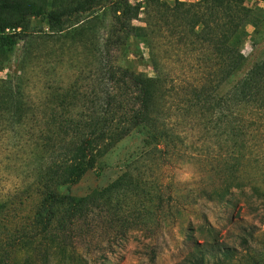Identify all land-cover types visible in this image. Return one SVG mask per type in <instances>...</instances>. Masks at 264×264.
<instances>
[{
  "label": "trees",
  "instance_id": "16d2710c",
  "mask_svg": "<svg viewBox=\"0 0 264 264\" xmlns=\"http://www.w3.org/2000/svg\"><path fill=\"white\" fill-rule=\"evenodd\" d=\"M102 2L0 0V51L21 50L14 64L11 57L0 58V70L9 71L0 78V264H48L57 255L75 259V239L102 195L60 191L79 184L127 138L139 135L147 145L166 147L176 130L172 117L179 116L213 123L243 146L264 125V58L239 74L246 61L240 53L246 26L257 23L242 0H113L88 88L65 87L60 103L32 100L30 69L40 67L36 43L61 40L83 12ZM145 5L152 8L145 10V26L138 27L133 22ZM152 13L173 27L185 23L193 47L187 49L179 35L175 49L179 41L188 52L200 46L205 53L206 65L183 92L177 78L163 73L164 55L153 35L160 22L151 20ZM32 19L43 21L47 31L31 28ZM146 65L153 76L141 69ZM167 80L178 92H160ZM169 98H175L173 105H167L173 103ZM224 255L232 257L228 250ZM195 264H209L208 256L203 253Z\"/></svg>",
  "mask_w": 264,
  "mask_h": 264
},
{
  "label": "rangeland",
  "instance_id": "374dc122",
  "mask_svg": "<svg viewBox=\"0 0 264 264\" xmlns=\"http://www.w3.org/2000/svg\"><path fill=\"white\" fill-rule=\"evenodd\" d=\"M111 2L103 0L83 12L80 22L68 28L61 40L36 43L40 67L30 69L32 100L60 103L65 87L88 88L91 64L99 57L111 23ZM242 3L253 11L257 23L246 26L240 45L246 61L240 75L264 58V0ZM201 5L196 3L190 10ZM183 7L178 5L179 10ZM151 8L145 5L133 23L145 26V10L150 13ZM152 15L153 22H160L155 23L153 35L164 55L163 73L177 78L175 85L183 92L206 65L205 53L200 46L187 51L193 46L183 30L184 22L176 21L179 27H173ZM31 28L47 31L38 19H32ZM179 35L187 49L179 41L175 49ZM143 50L147 57V49ZM19 53V47L12 55L0 51V58L11 57L14 64ZM141 69L154 75L148 65ZM8 72L0 70V78ZM172 85L169 80L163 82L160 92L166 96L178 92L170 89ZM168 100L173 101L168 106L175 102V98ZM172 118L176 130L168 146L147 145L139 135L127 138L101 157L79 184L61 189V193L102 197L75 239V259L66 261L57 255L48 264H195L203 253L209 264H264V125L242 146L243 140L235 141L213 123ZM1 174L8 176V172ZM31 207L28 204L24 212ZM226 250L231 258L224 255Z\"/></svg>",
  "mask_w": 264,
  "mask_h": 264
},
{
  "label": "built area",
  "instance_id": "2783aa9c",
  "mask_svg": "<svg viewBox=\"0 0 264 264\" xmlns=\"http://www.w3.org/2000/svg\"><path fill=\"white\" fill-rule=\"evenodd\" d=\"M142 0H136V2H140ZM181 1H187V0H181ZM190 2H195V1H199V0H189ZM8 30V29H7Z\"/></svg>",
  "mask_w": 264,
  "mask_h": 264
}]
</instances>
